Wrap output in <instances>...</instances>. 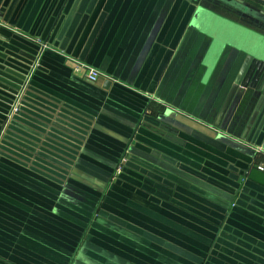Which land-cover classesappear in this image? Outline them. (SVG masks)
Returning <instances> with one entry per match:
<instances>
[{"label": "crops", "instance_id": "1", "mask_svg": "<svg viewBox=\"0 0 264 264\" xmlns=\"http://www.w3.org/2000/svg\"><path fill=\"white\" fill-rule=\"evenodd\" d=\"M243 1L264 11V0ZM189 4L0 0V28L15 41L0 45L29 60L46 43L28 97L64 122L73 119L83 136L69 162L58 151L37 159L4 143L0 264H264V171L255 167L264 162V103L247 129L232 123L247 113L241 96L227 100L244 54L227 46L203 83L210 38L186 24ZM67 57L105 77L91 82L72 73ZM254 83L264 86V72ZM7 109L0 99V119ZM21 118L12 137L36 136V122ZM48 133L62 144L61 134Z\"/></svg>", "mask_w": 264, "mask_h": 264}, {"label": "water", "instance_id": "2", "mask_svg": "<svg viewBox=\"0 0 264 264\" xmlns=\"http://www.w3.org/2000/svg\"><path fill=\"white\" fill-rule=\"evenodd\" d=\"M191 4H189V8L187 14L185 16L186 24L190 28H194L198 30L200 33L208 36L210 38L209 44L206 48V52L203 58V65L205 66V70L202 76V82L206 83L212 74L215 65L218 61L220 53L225 49V47L230 46L235 49L241 51L244 54V57L239 65V68L234 76V81L232 86L229 89L227 100L230 99L231 95L241 96L242 104L245 106L244 111L247 113L236 119H233V124L244 123L245 129H247L248 125L251 123L254 116L258 115L259 109H261V105L264 103V86L259 85L258 83H254L256 78H259L264 72V11L254 8L248 4H246L243 0H187ZM2 5V4H1ZM214 8H223L228 9L235 12L238 16L239 21H233L227 17L220 15L215 12L211 7ZM3 8V6H1ZM0 8V9H2ZM3 13L0 12V19L2 18ZM185 23V22H184ZM184 25V24H183ZM183 25L181 30L183 29ZM7 28H0V39L5 42L4 46H8L7 42L11 44H15V41L9 37V33H7ZM9 31V30H8ZM0 40V41H1ZM41 49V45L39 44L34 51V56H31L29 60H26L10 50L9 48L3 47L2 43L0 45V63L3 65V69L5 72H11L12 76H5L0 71V99L3 100L7 109L6 114L8 113L10 106L13 104L15 99V95L18 93L19 84L22 82L25 77V73L30 67V64L33 62L35 57L39 54ZM173 46H171L168 54L166 55L161 67L157 70L155 75V80L158 81L160 75L163 73L165 66L170 58L172 53ZM33 53V52H32ZM23 54V53H22ZM11 68V70H10ZM2 69V70H3ZM15 70V71H14ZM247 73L248 79L241 80L240 77L243 78L242 75ZM7 80L3 79L4 77ZM241 78V79H242ZM239 85L241 87H239ZM29 91L26 90L20 100V104L18 105L17 111L12 115V117L6 122L4 119H0V131L4 128V133L0 140V150L3 148L4 143L7 144L6 140L14 142V144H10L17 151H21L25 153L27 156L37 158L38 154L40 156H44L46 159H52L51 156H56L55 151L61 152L64 155L69 157L70 159L74 158L76 144L80 143L79 139H83L82 134L74 131V126L70 124L68 121L75 122L73 119H67L68 121L60 120L58 117H54L49 112V109L43 104L31 100L28 97ZM41 100L38 97H35ZM36 104V106H30V101ZM226 103L222 106V109L219 111L218 118L221 116L223 109L225 108ZM232 106V104H231ZM226 111L225 119H228L230 114H232V107ZM248 107V110H247ZM45 109L48 111L45 112ZM39 113L41 115H39ZM28 115L36 125H34L35 129L37 128L38 132H33L36 136H30L20 131L21 135H15L12 137L15 130L14 125L17 124L16 120H22L21 116ZM45 115L47 118H45ZM60 114H58L59 116ZM33 116V117H31ZM61 116V115H60ZM245 116H247L245 122H243ZM27 117V116H26ZM29 118V119H30ZM246 123V124H245ZM31 124V123H29ZM217 124V123H215ZM33 125V124H31ZM25 128V127H23ZM36 130V131H37ZM49 130L50 132H56L61 134L63 137L58 138L61 139L62 144L56 143L53 140H49L48 136L52 135L48 133L47 136H43V131ZM81 133H84L83 130H77ZM50 134V135H49ZM76 136L75 137H72ZM244 137V136H243ZM74 140L75 143L70 140ZM251 141V140H250ZM23 142H27L32 145L31 147L26 146ZM51 142L52 144L48 143ZM254 142V141H253ZM256 145H260L259 142H254ZM41 144V145H40ZM57 144L62 146V148L67 151L56 148L54 145ZM67 144L69 147H67ZM72 147V148H71ZM39 148V149H37ZM47 153V154H46ZM17 155H20L17 152ZM26 159V157L24 158ZM28 159V157H27ZM38 159V158H37ZM51 161V160H50ZM64 167L68 168L66 164ZM120 177H123L121 174ZM118 182V180H117ZM134 183V187L139 185L138 181H132ZM149 182V181H148ZM152 183V182H150ZM123 185V184H122ZM125 185V184H124ZM123 185V186H124ZM129 189H132L129 187ZM136 191L138 194H142L138 189H132ZM156 194V192H153ZM164 200L168 199L167 197H163ZM150 236V235H149ZM153 237L155 240L163 243L165 247L169 249H173L181 254L186 255V251L167 243L165 240L159 237Z\"/></svg>", "mask_w": 264, "mask_h": 264}, {"label": "built area", "instance_id": "3", "mask_svg": "<svg viewBox=\"0 0 264 264\" xmlns=\"http://www.w3.org/2000/svg\"><path fill=\"white\" fill-rule=\"evenodd\" d=\"M44 47H46V43L41 44V48L44 49ZM40 54L41 53L39 52V54L35 57L34 61L30 64L29 69L25 73V77L23 78V80L20 84L18 93L15 95V99L13 101V104L10 106L9 111L6 114V118H5L6 122L17 111L18 105L20 104V100H21L24 92L27 90L30 77L38 65V59L40 57ZM67 60L71 64L70 66H71L72 73H74L76 75L83 76L91 82H96L100 77H105L104 74L99 69L92 67L85 62H82V61L77 60V59L72 58V57H67ZM3 133H4V128L0 131V140L2 138ZM255 167L258 170L264 171V162H259V163L255 164Z\"/></svg>", "mask_w": 264, "mask_h": 264}, {"label": "rangeland", "instance_id": "4", "mask_svg": "<svg viewBox=\"0 0 264 264\" xmlns=\"http://www.w3.org/2000/svg\"><path fill=\"white\" fill-rule=\"evenodd\" d=\"M226 48H227V47H225V49H226ZM225 49H224V50H225ZM40 50H41V49H40ZM222 53H223V51H222L220 54H222ZM210 76H211V75H210ZM68 122L70 123L71 121H68ZM71 123H72V122H71ZM116 182H117V180H116Z\"/></svg>", "mask_w": 264, "mask_h": 264}, {"label": "bare ground", "instance_id": "5", "mask_svg": "<svg viewBox=\"0 0 264 264\" xmlns=\"http://www.w3.org/2000/svg\"><path fill=\"white\" fill-rule=\"evenodd\" d=\"M34 61V60H33Z\"/></svg>", "mask_w": 264, "mask_h": 264}]
</instances>
